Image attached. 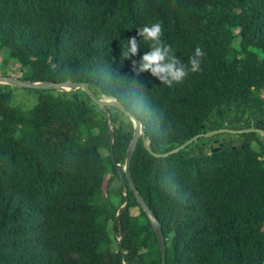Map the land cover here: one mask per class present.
<instances>
[{
	"label": "trees",
	"instance_id": "1",
	"mask_svg": "<svg viewBox=\"0 0 264 264\" xmlns=\"http://www.w3.org/2000/svg\"><path fill=\"white\" fill-rule=\"evenodd\" d=\"M151 23L187 73L170 86L133 70L145 45L121 60V40ZM0 54L21 80L117 99L157 154L215 130H264V0H0ZM37 91L23 112L0 86V264H162L122 170L133 122L82 90ZM221 135L167 157L138 143L131 173L167 264H264V136Z\"/></svg>",
	"mask_w": 264,
	"mask_h": 264
},
{
	"label": "water",
	"instance_id": "2",
	"mask_svg": "<svg viewBox=\"0 0 264 264\" xmlns=\"http://www.w3.org/2000/svg\"><path fill=\"white\" fill-rule=\"evenodd\" d=\"M0 84L1 85H8V86H13V87H22L26 89H34V90H42V91H59V92H74L77 90H82L84 91L88 97L97 105H99L101 108H116L123 114H125L127 117L130 118V120L133 122L134 125V135L133 139L130 143V146L127 151L126 155V162L125 165L122 167V170L126 174V178L129 182L130 189L132 190L138 204L141 206V208L145 211L147 216L150 219V222L153 226L154 232L156 234L158 244L160 247V252L162 256V264H167V243H166V238L162 229V224L160 220L155 216V214L152 212L144 198L140 195L138 192V189L134 183L132 173H131V161L133 159L134 153L137 149L138 143L141 138L144 139V146L147 148V150L153 154L155 157H167L173 154H177L180 151L184 150L186 147L191 145L192 143L196 142L200 137H213L219 134H224V133H230V134H243V133H258L264 136V130L257 129V128H249V129H243V130H231V129H220V130H215L209 133H206L205 135H198L194 137L193 139L187 141L183 145L179 146L178 148L164 154H157L154 153L151 149V142L150 141H145V133H144V127L143 123L137 119L135 115H133L130 111H128L124 105L119 103L117 99L114 98H109V97H98L96 96L93 91L90 89V84L89 83H82V82H73V81H67L63 83H53V82H42V81H26V80H21L13 76H1L0 75ZM113 132V129L111 130ZM114 139L115 136L114 134L112 135L111 138V154L112 157H114V152H113V147H114ZM127 189V187H126ZM126 196V201L123 206L125 208L129 202V196L125 194Z\"/></svg>",
	"mask_w": 264,
	"mask_h": 264
},
{
	"label": "clouds",
	"instance_id": "3",
	"mask_svg": "<svg viewBox=\"0 0 264 264\" xmlns=\"http://www.w3.org/2000/svg\"><path fill=\"white\" fill-rule=\"evenodd\" d=\"M137 35L141 38L129 37L121 40V60L136 56L145 45L149 51L144 52L137 64L133 61V70L148 72L164 85H172L180 82L187 75L185 67L180 59L174 55L172 47L162 40V29L159 23L145 24L137 28ZM204 55L199 47L195 48L194 54L189 58L190 70L196 72L200 69V58ZM179 65V67L177 66Z\"/></svg>",
	"mask_w": 264,
	"mask_h": 264
},
{
	"label": "rangeland",
	"instance_id": "4",
	"mask_svg": "<svg viewBox=\"0 0 264 264\" xmlns=\"http://www.w3.org/2000/svg\"><path fill=\"white\" fill-rule=\"evenodd\" d=\"M23 69L21 65H17L16 61L8 56H3L0 54V75L1 76H13L16 78H23ZM0 86L4 88V85ZM8 86V85H7ZM10 90L13 92L12 104L16 108L20 109L23 112H31L34 107L38 104L41 92L34 89H26L22 87H13L9 86ZM264 99V94H262ZM232 130V129H231ZM235 130V129H234ZM220 135V134H219ZM217 136V135H216ZM224 138H232L237 140L241 138V135L238 134H222ZM215 137V136H214ZM263 140V139H262Z\"/></svg>",
	"mask_w": 264,
	"mask_h": 264
}]
</instances>
